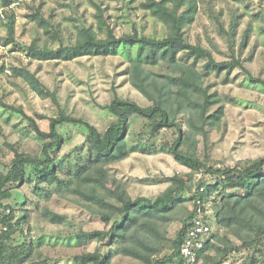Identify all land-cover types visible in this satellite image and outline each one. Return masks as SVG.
Returning a JSON list of instances; mask_svg holds the SVG:
<instances>
[{"label": "rangeland", "instance_id": "374dc122", "mask_svg": "<svg viewBox=\"0 0 264 264\" xmlns=\"http://www.w3.org/2000/svg\"><path fill=\"white\" fill-rule=\"evenodd\" d=\"M198 1L196 20L185 29L187 41L191 44L200 43L210 49L217 61L230 60L234 49L235 55L244 61L251 74L264 81V0ZM144 2L13 0L17 6L7 10V13L16 16V44H0V102L9 107H22L45 132L49 131V120L57 118L61 111L89 121L100 132L106 131L115 118L105 107L113 101L115 94L141 106H150L151 102L130 84L127 74L130 59L137 55L136 47H121L116 55H90L71 61H37L28 56V50L34 42L39 48L57 49L61 44L73 46L79 28L92 26L97 30L96 7L105 11L107 24L117 37L137 34L155 39L166 38V26L142 8ZM36 8H40L42 15L52 23L59 41H53L27 17ZM236 18H239V26L232 44L227 32H230ZM6 25L0 29V37L4 39L7 37ZM15 69H26L36 74L44 85L57 93L60 107L52 99L42 98L34 92L23 78L15 74ZM159 69L154 68L155 71ZM206 85L210 87L211 93L221 98L225 117L219 129L209 130L205 139L198 138L197 156L200 161L208 167L224 168L235 167L245 160L263 158L264 87L252 84L240 69L230 76L225 73L220 76L213 74L207 79ZM217 108L214 107L211 112ZM179 122L188 131L184 115L179 118ZM58 130L64 136L65 143L60 151L53 154V159L61 168V184L47 187L39 185L33 178L29 183L11 186L14 199L5 201L3 204L8 208L0 209V212L8 214L11 207L22 203V207L16 208L17 218H23L26 212L30 218L29 224L23 227V233L17 234L10 245L25 244V241L32 244L33 252L23 264H77V256L97 249L103 254H115L113 264H143L118 254V246L108 247L107 240L104 243L81 244L77 239V234L82 231H104L108 227L93 208L90 211L82 207L86 203L79 197L60 194L66 186V179L71 177L68 173L72 174L77 164L86 161L89 146L86 142L88 133L84 127L65 124L59 126ZM177 135L175 130H163L152 137L150 122L132 117L128 144L133 152L127 159L110 165L108 169L114 178L126 185L133 199L155 198L171 185L168 178L175 175L187 177L192 173L169 153ZM43 144L44 140L37 136L26 118L0 104V171L7 172L14 158L11 146L21 153L41 156ZM201 173L194 174V187ZM200 180L214 182L213 178L204 175ZM191 194L185 193L184 198L189 199ZM182 208L191 212V202L187 200ZM51 212L66 216L67 222L51 223L48 220ZM181 227V221L174 220L168 227V238L173 239ZM2 231L3 227L0 226ZM233 241L240 245L237 239ZM255 254V249H243L238 261L233 264H249V257ZM257 264H264V257H258Z\"/></svg>", "mask_w": 264, "mask_h": 264}, {"label": "trees", "instance_id": "16d2710c", "mask_svg": "<svg viewBox=\"0 0 264 264\" xmlns=\"http://www.w3.org/2000/svg\"><path fill=\"white\" fill-rule=\"evenodd\" d=\"M13 0L0 1L6 8ZM97 30L82 26L78 30L77 41L73 46L60 45L57 49L39 48L34 42L28 52L37 61H71L84 56L116 55L119 48L136 47L137 55L130 59L127 70L130 84L144 95L150 106L120 98L115 94L113 101L105 107L115 118L106 131L100 132L87 120L74 118L61 111L57 118L50 119L49 131L40 129L36 120L28 116L22 107H9L26 118L37 136L44 140L42 155L21 153L11 146L14 158L7 172L0 171V209H7L3 203L14 199L12 185L29 183L36 178L39 185L53 187L61 184V168L53 159L65 143L58 127L65 124L84 127L87 130L86 142L89 146L84 163H79L60 194H73L86 203L87 210L93 211L105 223L108 230L80 232L77 239L81 244L104 243L108 247L118 246V254L131 257L143 264H182L181 248L193 218V210L187 212L182 206L193 198H184L185 193H196L206 185L213 209V220L217 228L213 243L207 249L215 256L206 255L205 264H219L237 258L243 249H255L258 257H264V157L245 160L235 167H208L197 156L198 138H207L209 130L219 129L225 117V107L216 93H211L206 85L213 74L230 76L236 69L244 72L252 84L264 87V81L255 78L244 61L235 55L227 61H217L213 52L202 44L187 41L185 29L195 20L199 10L198 0H145L142 8L162 22L168 36L155 39L137 34L117 37L109 27L105 11L96 7ZM7 37H0V44H16V16L7 13ZM45 35L59 41V35L40 8L33 9L27 16ZM239 18L227 34L232 44L239 26ZM101 35H105L104 38ZM248 35L245 36L247 42ZM230 42V44H231ZM159 67L158 71L154 68ZM15 74L42 98H50L59 105L56 92L44 85L36 74L26 69H15ZM218 108L211 112V110ZM184 115L188 131L179 122ZM150 122L151 136L156 137L163 130H175L178 135L169 148V153L192 173L187 177L175 175L168 178L171 185L155 198L133 199L126 185L114 178L108 167L127 159L133 152L128 144V134L132 117ZM145 150V149H142ZM32 170V171H31ZM213 178V183L200 180L193 186L195 173ZM44 191V189L42 190ZM17 203L9 207V213L0 212V226L7 231L0 232V263L23 264L32 252V244L11 246L14 237L23 233L29 224L30 215L17 218ZM180 220L182 227L176 236L168 238V227L174 220ZM48 220L53 224H64L67 217L51 212ZM25 238V237H24ZM237 239L240 245H236ZM25 240H27L25 238ZM169 252V253H168ZM236 252V255L233 253ZM257 254L249 257V264H257ZM115 254H103L100 250L79 255L77 264H113Z\"/></svg>", "mask_w": 264, "mask_h": 264}, {"label": "built area", "instance_id": "2783aa9c", "mask_svg": "<svg viewBox=\"0 0 264 264\" xmlns=\"http://www.w3.org/2000/svg\"><path fill=\"white\" fill-rule=\"evenodd\" d=\"M16 6L17 4L13 3L9 7L0 8V29L7 24L6 11ZM218 168L223 169L222 167ZM200 176L202 179L203 173ZM191 197L194 199L192 205L193 218L181 248L182 264H205L204 257L206 255H216L215 252H210L207 249L208 244L214 242L213 235L215 232L211 197L208 195L206 185L199 187L198 192L192 193ZM3 230L7 231V227H4ZM233 255H236V252ZM219 264H233V260L228 258Z\"/></svg>", "mask_w": 264, "mask_h": 264}]
</instances>
